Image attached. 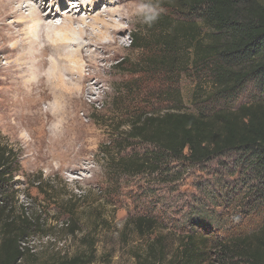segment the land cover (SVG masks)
Instances as JSON below:
<instances>
[{
	"label": "trees",
	"instance_id": "obj_1",
	"mask_svg": "<svg viewBox=\"0 0 264 264\" xmlns=\"http://www.w3.org/2000/svg\"><path fill=\"white\" fill-rule=\"evenodd\" d=\"M166 2L162 12L180 11L186 18L152 15L136 29L130 45L137 56L130 71L124 69L126 61L115 66L130 81L114 90L108 113L99 117L109 141L98 154L114 181L161 172L163 164L199 173L207 167L211 185L223 195L209 191L210 180L201 190L224 210L215 214L202 203L189 210L177 231L166 234L158 219L142 216L121 233L132 228L129 234L143 243L132 255L134 264H264V0ZM183 76L194 84L192 111L182 109ZM142 78H148L144 84L153 82L156 93L150 96L139 83ZM135 144L146 146V152L136 153ZM131 149L135 153L124 155ZM227 159H233L231 167ZM18 163L0 138V264H23L30 256L25 239L41 234L44 224L41 214L15 212V193L7 185ZM80 198L62 206L68 219L63 229L70 236L78 232ZM82 238L83 250L56 264H97L95 243Z\"/></svg>",
	"mask_w": 264,
	"mask_h": 264
},
{
	"label": "rangeland",
	"instance_id": "obj_2",
	"mask_svg": "<svg viewBox=\"0 0 264 264\" xmlns=\"http://www.w3.org/2000/svg\"><path fill=\"white\" fill-rule=\"evenodd\" d=\"M47 1L44 13L52 10L51 2ZM127 4L131 6L129 12L131 22L130 25L127 23L123 25L125 30L120 35L121 44L113 50L114 52H111V55H114L113 59L97 75L101 83L93 87V94L87 91L83 93L84 100L79 102L80 105L78 103L75 111L76 122L85 127V138L81 147L65 157L64 162L56 161L51 164L40 162L34 152L35 142L39 141V131L34 126L17 132L10 130L9 125L14 119L12 116L19 115V113L15 114L14 108L10 105H0V138L19 157V171L13 175L11 184L7 185L8 189L15 193L13 198L15 212L25 209L30 215L41 214L44 220L41 234L46 235L30 234L29 238L24 241V246L29 249L30 256L23 264H56L62 256L73 255L83 250L81 239L84 236L89 237V241L95 243L97 264H134L132 255L142 249L143 243L129 234L132 228H127V233L126 231L121 233L124 225L131 223L134 219L142 216L158 219L159 223L164 226L163 234H166V231H177L178 226L176 225L184 221L189 210L199 208L202 203L209 206L206 210L210 212L215 209V214H220L224 210L221 207L215 208L214 202L207 201L201 190V187L208 185L206 183L210 180V176H206L207 167L200 171L203 173H199L191 168L174 170L169 165L167 168L163 164L161 172L157 170L154 174L149 173L148 170L138 177L124 176L117 181L107 177L108 174H106L98 151L103 144L109 141V137L106 130L100 127L99 117L108 113L114 90L118 89L119 85L130 81V77L122 75L115 69V66L120 61H126L128 66L124 69L130 71L129 65L133 64L137 56L136 52L131 50L130 39L135 36L136 29L141 27L143 21H147L150 16L174 14L180 15L182 20L186 18L185 14H182L184 12L171 9L162 12L161 7L169 6L166 0H124L122 3H117V0H100L90 17L86 18L85 11L82 10L76 13L73 19H85L89 22L95 15H100L101 20H115L119 12H126L124 6ZM104 6L109 8V11L115 9L117 11L110 16L107 14L108 11H104ZM67 8L70 9L67 6L56 7L60 10L58 20L53 24H59L66 16L71 15L65 13L68 11ZM65 9L67 10L63 11ZM10 20L11 12L6 11L5 14L0 15V73H2L1 69L14 59L10 58L9 53L4 50L5 44L3 43L4 37L10 35L6 30L7 27L4 26ZM67 26H72L75 35L79 36V27H82L80 24L71 23ZM6 45L9 44L6 43ZM131 69L137 70L138 68L132 67ZM0 77V79L4 78L3 75ZM155 79L159 80L160 77ZM95 80L97 78H93L90 84H94ZM146 81L148 78H142L139 83L147 89L151 96L156 93L157 87H153V82L150 80L144 84ZM191 81L189 76H183L180 78L178 87L182 109L186 111L193 109L190 97L194 84ZM245 95L239 99L240 102L246 101ZM149 98L147 97L144 101H149ZM46 107L44 105L42 109L45 110ZM134 149L136 153L141 154L146 152L147 147L135 144ZM131 152L135 153L131 149L124 155L130 156ZM231 160L233 159H227L230 167L234 163ZM225 178L231 181L228 176ZM209 185H211V180ZM209 185L206 188H209ZM211 186L209 191L217 193L218 196L223 195L219 191L220 188ZM78 197H81L75 205L78 215L76 218L78 226L75 225V227L78 228V232L70 236L63 229L68 219L63 215L62 206L65 201Z\"/></svg>",
	"mask_w": 264,
	"mask_h": 264
},
{
	"label": "bare ground",
	"instance_id": "obj_3",
	"mask_svg": "<svg viewBox=\"0 0 264 264\" xmlns=\"http://www.w3.org/2000/svg\"><path fill=\"white\" fill-rule=\"evenodd\" d=\"M3 1L0 0V15L11 12L10 22L4 25L10 34L3 39L4 50L14 59L1 69L4 78L0 79V91L4 92H0V105H10L15 114L19 113L12 116L10 130L17 132L34 126L39 131L34 152L40 162L62 163L83 143L85 127L76 122L77 105L84 100L85 91L93 94V87L101 83L97 75L121 44L123 25L131 22V6L125 5L126 12H119L115 20L105 21L95 15L86 22L73 16L83 10L86 18L90 17L100 0H49V13H44L46 0ZM57 6L69 7V11H63L71 15L53 24L62 9L57 10ZM104 11L111 16L117 9L109 11L104 6ZM71 23L82 26L78 37L72 26H67ZM93 78L97 80L90 84Z\"/></svg>",
	"mask_w": 264,
	"mask_h": 264
}]
</instances>
